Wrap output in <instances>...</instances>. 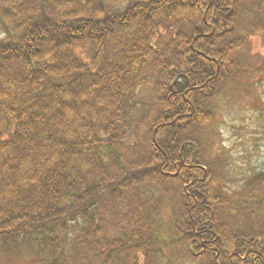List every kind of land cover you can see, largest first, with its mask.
Returning <instances> with one entry per match:
<instances>
[{
	"label": "trees",
	"instance_id": "16d2710c",
	"mask_svg": "<svg viewBox=\"0 0 264 264\" xmlns=\"http://www.w3.org/2000/svg\"><path fill=\"white\" fill-rule=\"evenodd\" d=\"M255 37L264 0H0V257L165 264L153 196L171 186L175 248L264 264V169L219 160L206 134L221 84L260 83Z\"/></svg>",
	"mask_w": 264,
	"mask_h": 264
},
{
	"label": "rangeland",
	"instance_id": "374dc122",
	"mask_svg": "<svg viewBox=\"0 0 264 264\" xmlns=\"http://www.w3.org/2000/svg\"><path fill=\"white\" fill-rule=\"evenodd\" d=\"M251 50L256 56L257 63L254 67L257 69L256 73L259 71L256 78L260 79V83L255 85L253 82L256 79H252L254 81L251 82L252 86H249L248 91L236 92L229 87L230 85L221 84V92L212 106L217 118L206 134L211 137L214 156L218 159L223 158L234 168L245 166L247 170H251L249 169L251 166L253 169L263 170L264 123L258 122V119L264 112V41L259 37L253 38ZM138 94L139 98L137 97L136 102L132 104L130 114V129H133L134 133L130 132L134 141L142 134V124L146 122L143 117L150 115L154 108L156 92L149 86L140 88ZM154 190L158 189L154 188ZM176 191V188L170 186L165 194L162 190H158L153 196L156 199L157 209L156 215L152 216V230L156 237L161 238L157 241L164 250L161 256L163 263L208 264L206 260H191L183 248H175L172 245V222L176 217L183 216L185 211ZM94 258L95 256L92 255L90 260ZM38 262L39 260L30 253L0 257V264H38ZM85 263L82 261L81 264Z\"/></svg>",
	"mask_w": 264,
	"mask_h": 264
}]
</instances>
